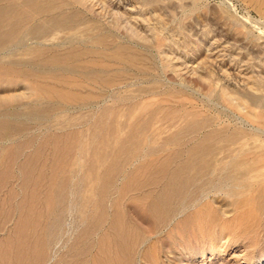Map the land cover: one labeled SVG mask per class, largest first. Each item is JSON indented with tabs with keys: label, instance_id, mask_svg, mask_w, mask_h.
I'll use <instances>...</instances> for the list:
<instances>
[{
	"label": "bare ground",
	"instance_id": "6f19581e",
	"mask_svg": "<svg viewBox=\"0 0 264 264\" xmlns=\"http://www.w3.org/2000/svg\"><path fill=\"white\" fill-rule=\"evenodd\" d=\"M114 1L119 2L0 0V75L8 78L13 75L23 82L24 78L36 79L43 70H54L61 66L59 69L65 71L67 77L63 74L65 78L58 77L52 72L48 74L49 77L52 75L50 79H53V84L57 82L59 87L46 82L31 83L36 96L51 98L54 95L64 101V105L70 104L68 107L78 104L79 109L80 106L95 109L104 106L97 115L95 125L101 142L98 140L100 143L97 147L81 144L80 149L83 156L89 157L87 174L83 180L101 188L102 194L124 166L141 156L146 159L124 177L125 182L118 195L121 197L129 192H139L135 201L148 204L147 213L156 223L174 220L175 215L183 216L193 208V217L188 214L191 217L189 219H197L202 226L207 223L213 228L218 217H221V221L228 219V209L225 210L220 204L230 199L238 206L241 230L252 233L264 231V100L259 94H264V76L257 72L258 75L248 77L246 73L247 77L241 82L233 77L231 70L227 69L228 65L223 62L220 71L225 81L219 73L217 75L221 80H212L215 74L208 72L204 75L200 72L201 67L190 57L194 48H189L185 43L180 45L173 39L168 44L169 39L165 37L162 27H153L151 37L141 34L131 23L132 36L141 45L152 46L150 49L154 47L153 51L146 49L147 46L133 45L131 41L117 42L113 40L116 36L101 25L105 21L118 29L122 23L123 16L113 5ZM165 1L170 0H143L142 4L148 6ZM227 3L230 5L228 0ZM76 5L82 9H71ZM261 7L264 10V0ZM87 13H91L94 18L84 16ZM108 14H111L112 21L107 17ZM246 23L250 26L248 33L256 31L257 39L264 40V20L256 21L249 17ZM81 30L86 31V41L79 40L83 34ZM61 33H65L69 39L65 52L60 50L65 43H55L61 40ZM259 46L262 48L264 44ZM13 47L15 51L10 52L9 49ZM23 56L34 59L36 63L28 65V59H25L27 65L24 61L22 63L19 60ZM154 61H158L163 79L153 74ZM233 65V72L235 69L243 73L238 63L234 62ZM203 71L206 72L205 68ZM169 72L176 80L167 77ZM41 75L43 79V73ZM74 75L81 80L75 79ZM196 78L203 84L209 83L208 86L211 82V89H219L224 101L234 106L239 115L231 113V117L226 116L229 124L214 126V119L202 118L193 107L186 106L183 96L178 97L176 91L198 95L200 90H194ZM60 84L65 86L64 89L67 87L68 91L58 90L62 87ZM158 85L164 89H157ZM173 100L177 106H167ZM111 102L113 106L106 107ZM255 109L260 110L259 113H254ZM36 113L43 114L44 111L37 109ZM145 187L150 189L143 193ZM155 188L157 191H153ZM189 219L187 223L191 221ZM124 224L120 212L116 211L112 228L122 247L125 246L127 232ZM227 227L225 225L224 228Z\"/></svg>",
	"mask_w": 264,
	"mask_h": 264
},
{
	"label": "rangeland",
	"instance_id": "374dc122",
	"mask_svg": "<svg viewBox=\"0 0 264 264\" xmlns=\"http://www.w3.org/2000/svg\"><path fill=\"white\" fill-rule=\"evenodd\" d=\"M107 1L111 3L112 0ZM228 2L231 6L227 0H170L143 6V0H119L113 2L123 16L118 29L105 21L101 25L116 36L113 40L122 43L131 41L133 45L143 48L147 45H141L132 36L131 23L141 34L151 37L153 27H162L165 37L169 39L168 44L173 39L180 45L185 43L189 48H194L190 57L201 67L200 72L205 73L204 75L208 72L215 74H211L214 78L212 80L224 76L220 71L223 62L228 65L227 69L231 70L233 77L241 82L247 76H264V46H259L264 44V40L257 39L256 31L248 33L250 26L246 23L249 17L256 21L264 20L262 0ZM71 9L82 8L76 5ZM90 14L84 16L94 18ZM107 17L112 21L111 14ZM83 30L81 33L84 35L81 34L80 41H86V31ZM66 36L61 33V40L55 42L65 43L60 49L63 51L69 45ZM147 47L146 49H150L152 46ZM208 49L211 51H207ZM9 50L14 52L15 47ZM25 59H28V65L35 62L28 56H23L19 61L23 63ZM158 61H154L152 72L163 79ZM232 61L238 63L243 73L235 69L233 72L235 66ZM59 68H56L58 71L43 70V79L40 73L41 78H22L23 82L13 75H9V78L0 75V131L3 132L0 133V264H264V231L252 233L241 230L238 206L230 199L220 204L225 210L228 209L227 221H221V217H218L213 228L207 226V223L206 228L197 219H189L190 215L193 217V208L186 212L187 217L186 213L183 216L177 214L175 221L171 219L166 223H156L147 213L148 204L135 201L139 192H129L120 197L118 192L126 175L136 165L143 163L145 157L140 156L134 160L139 162L134 163L132 160L124 166L123 171L114 177L104 191V195L101 188L87 184L83 179L87 174L89 157L83 156L80 149L85 144L97 147L101 142L95 125L104 106L96 108L98 110L83 106L79 109L78 104L68 107L70 104L66 103L65 106L64 101L58 97L56 99L54 95L51 98L36 96L31 83L53 84L49 72L56 73L58 77H62V74L68 76ZM204 68L206 72L203 71ZM170 73L164 74L176 80ZM217 73L221 74L220 77ZM75 77L81 80L79 76ZM224 79L223 77L222 80L225 81ZM194 83L198 86L194 90H200L198 95L180 90L176 94L178 97H185L182 99L186 106L193 107L202 118H212L214 126H218L229 124L226 116L231 117V113L239 115L234 106L224 101L219 89L216 90L213 86L214 91L211 89V82L208 86L209 83L203 84L194 79ZM58 85L56 82L54 86L59 87ZM60 87L58 90L68 91L62 84ZM157 89L163 90L164 87L158 85ZM259 94L264 100V94ZM173 101L167 106H177V102ZM211 103L220 106L214 107ZM113 104L111 102L106 107ZM37 109H42L44 113L35 114ZM259 111L255 109L253 112ZM149 189L145 187L143 193ZM155 189L153 191H157ZM116 211L120 212L128 232L127 234L124 227L127 238L123 244L125 249L117 242L112 228ZM195 211L194 209V213ZM184 216L191 221L187 223L188 219H183ZM225 225L228 226L227 229L224 228Z\"/></svg>",
	"mask_w": 264,
	"mask_h": 264
}]
</instances>
